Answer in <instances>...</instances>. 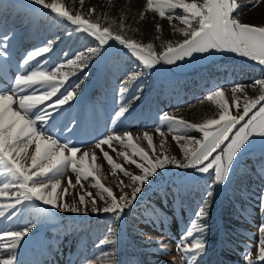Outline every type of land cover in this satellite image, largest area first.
I'll return each instance as SVG.
<instances>
[{
	"label": "rangeland",
	"instance_id": "obj_1",
	"mask_svg": "<svg viewBox=\"0 0 264 264\" xmlns=\"http://www.w3.org/2000/svg\"><path fill=\"white\" fill-rule=\"evenodd\" d=\"M63 2L73 12L83 10L86 13L89 8H95L96 13L91 19L98 20L102 26L111 24L114 31H119V25L123 23L124 32L130 39L152 43L157 52L163 50L162 44L183 39L176 29L184 25L176 19L170 25L166 18L162 19L147 10V0H84L83 6L80 0ZM196 2L203 3L204 0ZM235 2L239 5L233 12L235 18L243 23L264 26V0ZM176 13L182 14V10L176 9ZM157 24L161 28L159 33L156 31ZM69 32L71 36L67 35ZM5 35L9 37V56L6 61L0 62V91L10 87L11 81L23 70L20 64L27 53L49 41L53 42L52 50L29 62V68L46 60L44 66L54 69L60 62L74 58L88 47L97 46L92 37L76 32L75 26L59 20L50 9H43L31 0H0V38ZM110 43L111 47L106 46L100 56L89 60L83 72L77 71L70 77L65 89L85 76L76 98L63 106L40 130L61 144L81 147L78 158L83 152H89L86 160L89 165L94 153L99 169L96 175L102 184L112 189L117 199L125 193L131 199V188L126 187L131 180L118 170L113 175L114 170L106 162L103 152H108L114 162L133 175L143 173L118 156L120 151H126L131 156L130 149L121 147L116 141L112 142L116 151L108 145H101L98 149L95 147L97 141L109 134L131 133L134 143L151 156L153 150L148 149L147 140L143 138L147 131L153 137L156 152L161 151L159 145L164 139L165 154L182 161L183 153L167 131V126H164L163 137L156 132V127L161 124L160 115L167 112L193 124L218 119V109L206 99L210 92L218 89L224 91L230 114L237 115L231 86L251 85L264 78V66L226 52L203 56L195 54L191 60L175 65L161 63L150 71L144 70L126 49L115 42ZM122 85L128 89L123 97L118 94ZM65 89H61V93ZM259 94V85L245 87L238 92L241 110L245 96L254 98ZM137 96L138 99L135 98ZM122 103L127 105L128 112L117 120L115 113ZM186 135L197 139L201 137V133L194 129ZM33 150L34 145L30 146L29 152ZM132 158L142 163L138 157ZM58 175L54 173L48 180H54ZM68 177L75 184V174L69 171L61 181L62 187L67 186ZM213 178L214 170L204 175L193 169H177L169 165L151 177L150 183L142 186L143 191L124 209L118 221L106 213L98 215L90 210L87 215L60 212L39 201H31L22 205L12 220L6 217L16 210L4 209L5 218H0V231L35 225L15 250L16 264H173V259L175 264H248L245 258L247 248H250L252 264H264L258 261V242L261 238L258 226L264 222V209H261L259 199L264 192V141L258 137L250 139L249 144L237 154L225 182L215 185L211 189L213 195L208 196V185ZM4 180L5 177H0V184ZM82 184L83 193H91L97 206L103 207L104 202L96 196L97 189L88 181H82ZM5 191L8 195L0 197V203L9 202L15 189ZM70 191L72 195L65 197L69 204L78 199L76 194L81 189L77 185ZM105 197L110 203V198L106 194ZM85 198L90 199L87 195ZM205 201L207 217L197 222L207 225L203 232L207 247L203 255L189 261L176 246ZM109 229L113 231L110 233ZM200 234L194 232V237ZM105 238L116 243L97 247ZM149 238L162 241L168 254L161 255L157 245ZM10 252V248H0V258H8Z\"/></svg>",
	"mask_w": 264,
	"mask_h": 264
},
{
	"label": "snow or ice",
	"instance_id": "obj_2",
	"mask_svg": "<svg viewBox=\"0 0 264 264\" xmlns=\"http://www.w3.org/2000/svg\"><path fill=\"white\" fill-rule=\"evenodd\" d=\"M31 3L40 5L43 9H50L59 20L67 21L75 26L76 32L92 37L97 42V46L88 47L85 52H80L74 58L60 62L54 69L44 66L47 63L46 60L29 68V62L52 50L53 42L49 41L46 45L27 53L20 64V69L23 70H20L11 81L10 87L0 91V177H5L0 184V197L8 195L5 190L15 189L9 202L0 203V218H5L4 209L16 210L11 216L6 217L12 220L17 215V210L26 202L39 201L60 212L87 215L90 210L93 214H110L118 221L124 209L131 205L143 191L142 186L150 183L151 177L156 176L159 170L169 165L177 169H193L204 175L214 170L213 182L208 185L207 192V195L211 196L213 195L211 189L225 182L237 154L249 144L250 139L258 137L264 141V103H262L264 102V78L254 81L251 85L231 86L237 115L230 114V106L223 89L212 91L206 99L218 109V119H206L202 123L193 124L177 119L167 112L160 115L161 124L156 127V132L163 137L164 126H167V131L172 134L173 140L178 143L183 153L182 161L177 160L175 156L165 154L164 139L160 141L161 151L156 152L153 137L147 131L144 132L143 138L147 140L148 149L153 150L151 156L147 150L134 143L131 133L109 134L95 143L98 149L101 145H108L112 151H116L112 144L116 141L121 147L130 149L131 156L126 151L118 152V156H122L126 163L134 164L143 173L133 175L121 164L114 162L108 152H103L106 162L114 170L113 175L118 170L131 180V184L126 185L131 188V199L126 193L117 199L112 189L102 184L97 177L96 173L99 169L95 164L97 157L94 153L91 155L92 164L89 165L86 163L89 152H83L78 158L77 153L81 152V147L61 144L40 130L63 106L69 105L76 98L85 76H81L79 81L65 89L70 77L76 75L77 71L83 72L92 57L100 56L106 46L111 47L110 42H115L126 49L140 62L144 70L149 71L161 63L175 65L178 62L191 60L195 54L203 56L225 52L264 66V26L243 23L235 18L233 12L239 7L235 0H204L203 3H197L196 0L192 2L147 0V10L158 14L162 19L166 18L170 25L174 19L184 25L183 28L176 29L182 34L183 39L176 43L162 44L163 50L157 52L152 43L144 44L130 39L124 32L123 23L119 25V31H114L111 24L102 26L98 20L91 19L96 13L95 8H89L85 13L83 10L73 12L63 0H52L50 3L46 0H31ZM80 4L83 6L84 0H80ZM176 9H181L182 14H177ZM141 15L143 17V13ZM172 26L175 28V25ZM156 31L157 33L161 31L159 24L156 25ZM67 35L71 36L72 33L69 32ZM8 40L7 35L0 38V62L6 61L9 56ZM65 55L67 56V53ZM257 85H259L260 94L254 98L245 96L241 110L237 93L245 87L255 88ZM61 89H65L63 93ZM127 90V87L122 85L118 94L123 97ZM14 105H16L15 108ZM34 109L38 110L34 112ZM254 109L256 111H253ZM127 112V105L122 103L115 113V119L120 120ZM193 129L201 133L199 139L186 135ZM135 139L138 140L139 137ZM180 141L184 143L179 144ZM33 145L34 150L30 153L29 148ZM132 157H138L142 163H138ZM69 171L75 174V184L72 178L68 177L67 186L62 187L61 181ZM54 173H59L58 178L48 180V177ZM82 181H88L97 189L96 196L104 202L103 207L97 206L96 198L91 193H83ZM77 185L80 186L81 192L76 194L78 199H73L69 204L65 197L72 195L70 189ZM105 194L107 198H110V203ZM86 195L90 199L86 200ZM259 199L260 207L264 209V192ZM206 206L207 201L197 211L196 219L192 220L185 232L181 234L176 246L178 252L189 261L203 255L207 247L203 236L207 225L197 222L207 217ZM34 227L35 225L32 224L20 230L0 231V248L11 249L8 258H0V264H16L15 250ZM112 231L113 229H109L110 233ZM194 232L201 234L194 237ZM258 232L261 237L258 242V261L264 262V222L258 226ZM149 241L157 245L161 255L168 254L167 246L162 241H153L151 238ZM115 243V240L105 238L97 247ZM246 252L245 258L248 264H252L250 248H247ZM173 264H175L174 259Z\"/></svg>",
	"mask_w": 264,
	"mask_h": 264
}]
</instances>
